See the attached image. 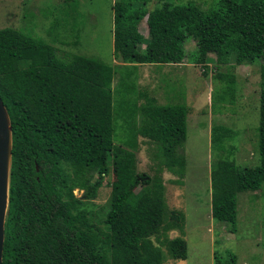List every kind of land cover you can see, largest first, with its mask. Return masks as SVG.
Masks as SVG:
<instances>
[{"label":"trees","instance_id":"trees-1","mask_svg":"<svg viewBox=\"0 0 264 264\" xmlns=\"http://www.w3.org/2000/svg\"><path fill=\"white\" fill-rule=\"evenodd\" d=\"M150 2L114 0L117 66L81 54L59 56L41 39L0 29V98L12 127L2 264H163L187 259L183 237H167L181 227L164 217L160 175L167 170L183 177L185 158L177 151L187 139L189 109L160 105L149 91L140 90V65H179L187 58L206 75L210 55L215 56L214 113L232 104L236 92L234 74L219 67L230 61L258 66L259 164L238 166L230 157L235 131L211 126L213 220L235 234L238 195L257 192L264 184V0H213L207 9L192 1L158 0L149 11ZM65 3L63 28L78 9L77 0ZM144 19L147 38L138 30ZM59 24L53 23V34L59 35ZM187 41L195 43L190 55ZM116 126L127 133L119 146L113 141ZM139 137L152 147L158 162L155 176L136 174ZM111 170L117 180L96 213L90 203ZM235 259L230 254L226 263L216 258L215 264H235Z\"/></svg>","mask_w":264,"mask_h":264},{"label":"rangeland","instance_id":"rangeland-1","mask_svg":"<svg viewBox=\"0 0 264 264\" xmlns=\"http://www.w3.org/2000/svg\"><path fill=\"white\" fill-rule=\"evenodd\" d=\"M195 2L202 9L209 8L213 0H183ZM78 9L68 19L65 28L61 10L65 0H0V29L9 27L43 40L56 48L57 54L70 53L94 57L112 66L121 63L113 57V11L114 0H77ZM158 0H151L147 9L153 10ZM60 25L59 35L51 27ZM71 27V28H70ZM78 30V44L73 37ZM142 36L148 37L146 19L138 25ZM74 32V33H73ZM195 49L193 41H187L185 52ZM60 56V55H59ZM208 73L204 75L200 65L138 67V87L147 90L160 105L184 104L188 107L187 139L177 154L185 158L183 177L167 170L160 175L165 186L164 198L167 222L178 223L180 230L168 231L167 237H183L187 244V259H167L163 264H215L216 258L223 263L229 255H235V264H264V184L257 192L238 195L236 233L229 226L216 222L211 216L210 197V129L220 124L235 131V150L230 156L240 167L259 164L257 151V127L259 120L260 76L258 66H236L233 61L219 67L221 72L235 76L236 92L233 103L226 104L221 112H213L211 94L215 87L213 76L215 56L210 55ZM116 82V79L114 83ZM219 83H217V86ZM220 107V105H219ZM120 123H118L119 126ZM116 126L113 141L119 146L127 133ZM136 153V174L155 176L158 162L154 160L152 147L141 137ZM134 178H132L133 180ZM136 179V178H135ZM117 180L111 172L102 180L97 198L90 203L96 213L110 197ZM181 182V184H179ZM128 182H125V184ZM79 196L78 191H74ZM166 252V250L164 251Z\"/></svg>","mask_w":264,"mask_h":264},{"label":"water","instance_id":"water-1","mask_svg":"<svg viewBox=\"0 0 264 264\" xmlns=\"http://www.w3.org/2000/svg\"><path fill=\"white\" fill-rule=\"evenodd\" d=\"M11 162L12 127L7 109L0 98V264H2L5 221L8 211Z\"/></svg>","mask_w":264,"mask_h":264},{"label":"crops","instance_id":"crops-1","mask_svg":"<svg viewBox=\"0 0 264 264\" xmlns=\"http://www.w3.org/2000/svg\"><path fill=\"white\" fill-rule=\"evenodd\" d=\"M179 65H184V64H179ZM169 66V65H168ZM171 66V65H170ZM185 66V65H184Z\"/></svg>","mask_w":264,"mask_h":264}]
</instances>
